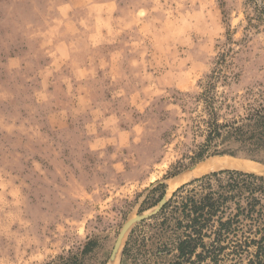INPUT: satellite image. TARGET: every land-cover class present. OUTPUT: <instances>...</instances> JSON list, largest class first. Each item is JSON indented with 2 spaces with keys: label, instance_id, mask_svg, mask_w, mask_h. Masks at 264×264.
Returning a JSON list of instances; mask_svg holds the SVG:
<instances>
[{
  "label": "rangeland",
  "instance_id": "obj_1",
  "mask_svg": "<svg viewBox=\"0 0 264 264\" xmlns=\"http://www.w3.org/2000/svg\"><path fill=\"white\" fill-rule=\"evenodd\" d=\"M258 6L264 0H0V264H47L89 241L85 264H264L256 247L204 261L202 248L191 260L177 250L193 189L201 201L211 182L233 210L251 196L219 189L227 175L186 185L224 171L264 177V155H212L238 149L225 131L195 159L213 74L229 77L211 93L220 118L264 103Z\"/></svg>",
  "mask_w": 264,
  "mask_h": 264
},
{
  "label": "trees",
  "instance_id": "obj_2",
  "mask_svg": "<svg viewBox=\"0 0 264 264\" xmlns=\"http://www.w3.org/2000/svg\"><path fill=\"white\" fill-rule=\"evenodd\" d=\"M258 11L260 13L259 20H262L264 6H258ZM229 52L222 54L221 63L226 61ZM210 79L206 91L201 94L200 98L205 106L206 115L200 120L199 126L200 130L201 126L204 127L203 132L206 133V144L204 145L206 146L197 154L195 159L202 160L206 154H210L207 150L217 138L223 135V131L227 134V140H232L240 145L237 150L213 151V156L225 154L234 156L238 151H242L251 159H258L264 155V103L256 108L250 107L245 117H239L237 120H224L220 118L216 106L219 101L211 93L218 82L224 84L228 82L229 77L218 73L213 74ZM226 107L231 108L229 105ZM220 175H227L228 181L227 185L220 183L219 189L227 192L247 190L250 193V201H246L245 206L239 202L236 203L233 210L227 205V199H223L224 195L213 189L211 182L202 183ZM193 183H202L200 189L205 190L206 194H201L199 198L201 201L197 202L195 197L198 193L196 189H193L191 192L195 195L185 197L188 201L182 202L181 207L187 222L182 233L183 239H179L178 242L177 250L180 257H187L188 260H191L190 255L195 254L198 248L203 250L202 254L196 255L198 261L211 258V255H220L222 251L230 247L232 252L243 251L251 247H256L259 253L264 252V199L256 197L258 193L264 197V177L238 171H224L221 174L207 176L202 180H195L186 186ZM186 186L180 190L182 191ZM221 199L223 201H219ZM168 206L170 204H166L162 211L165 212ZM166 221L164 220L163 224ZM247 221L250 224L246 225L245 222ZM182 225V222H178L177 229ZM206 238L211 239L209 246L204 243ZM94 245V241H89L77 253L70 252L68 255L60 256L57 260L47 264H85L86 257L92 253ZM127 252H129V242L124 254ZM216 260L212 257V261Z\"/></svg>",
  "mask_w": 264,
  "mask_h": 264
},
{
  "label": "water",
  "instance_id": "obj_3",
  "mask_svg": "<svg viewBox=\"0 0 264 264\" xmlns=\"http://www.w3.org/2000/svg\"><path fill=\"white\" fill-rule=\"evenodd\" d=\"M133 225V221L127 223L121 233L120 239L124 236V234L130 229V227Z\"/></svg>",
  "mask_w": 264,
  "mask_h": 264
},
{
  "label": "bare ground",
  "instance_id": "obj_4",
  "mask_svg": "<svg viewBox=\"0 0 264 264\" xmlns=\"http://www.w3.org/2000/svg\"><path fill=\"white\" fill-rule=\"evenodd\" d=\"M215 165H216V164H212V165H210L208 168H211V167H213V168H214V167H217V166H215ZM208 168H207V169H208ZM117 256H118V255H117ZM117 256L115 257V259H118V258H119V257L117 258ZM113 261H114V260H113ZM112 263H113V262H111V264H112ZM114 263H115V262H114Z\"/></svg>",
  "mask_w": 264,
  "mask_h": 264
}]
</instances>
